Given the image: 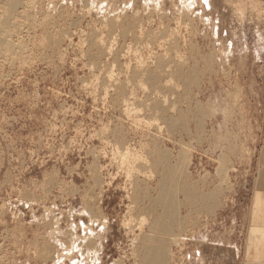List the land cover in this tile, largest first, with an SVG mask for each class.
<instances>
[{
	"label": "rangeland",
	"instance_id": "1",
	"mask_svg": "<svg viewBox=\"0 0 264 264\" xmlns=\"http://www.w3.org/2000/svg\"><path fill=\"white\" fill-rule=\"evenodd\" d=\"M263 152L264 0H0V264H239Z\"/></svg>",
	"mask_w": 264,
	"mask_h": 264
},
{
	"label": "crops",
	"instance_id": "2",
	"mask_svg": "<svg viewBox=\"0 0 264 264\" xmlns=\"http://www.w3.org/2000/svg\"><path fill=\"white\" fill-rule=\"evenodd\" d=\"M264 152L258 157L252 190L245 218L237 224L239 231L232 233L240 239L238 256L239 264H264ZM261 208V209H260Z\"/></svg>",
	"mask_w": 264,
	"mask_h": 264
},
{
	"label": "bare ground",
	"instance_id": "3",
	"mask_svg": "<svg viewBox=\"0 0 264 264\" xmlns=\"http://www.w3.org/2000/svg\"><path fill=\"white\" fill-rule=\"evenodd\" d=\"M191 2V1H190ZM194 2V1H193ZM185 3V2H184ZM188 4V3H187ZM184 7H185V5H184ZM209 8V7H208ZM138 26V25H137ZM167 28V27H166ZM148 36V35H147ZM169 40V39H168ZM170 42V41H169ZM168 42V43H169ZM98 47V46H97ZM168 47V46H167ZM178 47V46H177ZM137 49V48H136ZM110 50V49H109ZM101 51V50H100ZM132 51V50H131ZM176 51V50H175ZM171 52V51H170ZM174 52V51H173ZM135 53V52H134ZM141 53V52H140ZM133 54V53H132ZM139 56V55H138ZM161 57V56H160ZM166 57V56H165ZM139 57H137V59H138ZM170 58V57H169ZM157 59H159V57L157 58ZM168 59V58H167ZM139 60V59H138ZM139 61H141V60H139ZM138 61V62H139ZM170 61V60H169ZM137 62V63H138ZM156 62V61H155ZM158 62V61H157ZM183 62V61H182ZM141 63V62H140ZM162 63V62H161ZM160 63V64H161ZM168 63V62H167ZM145 64V63H144ZM176 64V63H175ZM153 65V64H152ZM170 65V64H169ZM163 66H166V65H163ZM162 66V67H163ZM184 66V65H183ZM156 67V66H155ZM181 67V66H180ZM158 68H160V67H158ZM135 69V68H134ZM157 69V68H156ZM170 69V68H169ZM191 69H193V68H191ZM136 70V69H135ZM147 70V69H146ZM149 70V69H148ZM167 70V69H166ZM133 70H131V72H132ZM163 71V70H162ZM165 72V71H164ZM133 73V72H132ZM148 73H149V71H148ZM180 73V72H179ZM184 73V72H183ZM145 74V73H144ZM142 75V74H141ZM157 75V74H156ZM173 75V74H172ZM134 76V75H133ZM162 76V75H161ZM136 77V76H135ZM133 78V77H132ZM131 78V79H132ZM160 78V77H159ZM136 80V79H135ZM169 80V79H168ZM146 81V80H145ZM134 82V81H133ZM148 83H150V82H148ZM147 83V84H148ZM161 83V82H160ZM142 84V83H141ZM135 86V85H134ZM158 86V85H157ZM132 90V89H131ZM144 90V89H143ZM152 90V89H151ZM121 93V92H120ZM132 93V92H131ZM160 93H161V91H160ZM122 95V94H121ZM123 96V95H122ZM154 97V96H153ZM124 98L125 97H123V101H124ZM133 99V98H132ZM167 99V98H166ZM122 101V100H121ZM157 101V100H156ZM170 102V101H169ZM154 104V103H153ZM165 104V103H164ZM133 105V104H132ZM131 105V106H132ZM126 106V105H125ZM127 108V107H126ZM229 108H231V107H229ZM229 111V110H228ZM183 117V116H182ZM164 120V119H163ZM169 120V119H168ZM171 120V119H170ZM135 123V122H134ZM170 125V124H169ZM177 125V124H176ZM169 127V126H168ZM174 127V126H173ZM176 128V127H175ZM162 132V131H161ZM169 133V132H168ZM159 137V136H158ZM181 142V141H180ZM178 144V143H177ZM179 145V144H178ZM166 151V150H165ZM129 152V151H128ZM127 151H126V153H128ZM180 152V151H179ZM184 152V151H183ZM182 152V155L184 154ZM125 153V152H124ZM125 153V154H126ZM120 154V153H119ZM135 154V153H134ZM161 154V153H160ZM127 155V154H126ZM125 155V156H126ZM133 155V154H132ZM185 155V154H184ZM183 155V156H184ZM188 155V154H187ZM186 155V156H187ZM121 156V155H120ZM125 156H123L124 158H125ZM139 156V155H138ZM146 156V155H145ZM127 158H130V157H128V156H126ZM135 157V156H134ZM132 158V160L133 159H135V158ZM137 157V156H136ZM161 157H162V155H161ZM188 157H189V155H188ZM127 158H125V159H127ZM131 158H130V161H132L131 160ZM184 158V157H183ZM123 159V158H122ZM125 159H123L122 161H124ZM141 159V158H140ZM146 159V158H145ZM182 159V158H181ZM119 160H120V158H119ZM118 160V161H119ZM128 161H129V159H127ZM138 160V159H137ZM164 160V159H163ZM126 161V160H125ZM135 161V160H134ZM166 161V160H165ZM186 161H187V159H186ZM167 162V161H166ZM123 163V162H122ZM125 163V162H124ZM155 163H157V162H155ZM188 164H189V162H187ZM129 164V163H128ZM139 164V163H138ZM130 165V164H129ZM154 165V164H153ZM161 165V164H160ZM164 165V164H163ZM131 166V165H130ZM135 166V165H134ZM137 167V166H136ZM151 167V166H150ZM160 167V166H159ZM127 168V167H126ZM138 168V167H137ZM166 168V167H165ZM176 168V167H175ZM168 169H169V167H168ZM178 169V168H177ZM220 169V168H219ZM222 169H223V167H222ZM120 170V169H119ZM128 170V169H127ZM134 170V169H133ZM150 170V169H149ZM171 170V169H170ZM227 170V169H226ZM129 171V170H128ZM180 171V170H179ZM219 171V170H218ZM222 172V171H221ZM136 173V172H135ZM160 174V173H159ZM222 174V173H221ZM129 175V174H128ZM131 175V174H130ZM129 175V176H130ZM146 175V174H145ZM180 175V174H179ZM138 176V175H137ZM136 176V177H137ZM151 176V175H150ZM224 176V175H223ZM226 176V175H225ZM127 177V176H126ZM163 177V179L166 177H164V176H162ZM167 177H169V176H167ZM173 177V176H172ZM149 179V178H148ZM162 179V180H163ZM165 179H167V178H165ZM164 179V180H165ZM137 180V179H136ZM168 181H170L169 179H167ZM166 180V181H167ZM180 180V179H179ZM223 180H224V178H223ZM166 181L164 182H162L161 181V177H160V180H159V182H157L158 184L160 183V182H162L163 183V185L161 186L160 184H159V188H161V189H163V186L164 185H166L165 183H166ZM167 181V182H168ZM175 181V180H174ZM182 181V180H181ZM225 181V180H224ZM137 182V181H136ZM171 182V181H170ZM173 182V181H172ZM186 182V181H185ZM221 182V181H220ZM225 182H227V181H225ZM224 182V183H225ZM158 184H156V185H158ZM193 184V183H192ZM133 185V184H132ZM175 185V184H174ZM184 185V184H183ZM140 186V185H139ZM158 187V186H157ZM156 187V188H157ZM132 188V187H131ZM135 188V187H134ZM138 188V187H137ZM151 188V186H149V189ZM153 188V187H152ZM173 188V187H172ZM176 188V187H175ZM220 188V187H219ZM147 189H148V187H147ZM158 189V188H157ZM156 189V190H157ZM161 189H159L158 191V193H157V191H155L154 190V188H153V190H154V192H156L157 193V200H159V202L156 200V202H158V205L160 204V206H163L164 207V205L166 204H164V205H162L164 202H165V200H166V197L167 198H169L168 196H166V194L168 193V190H167V193L165 194L164 192V190H162L161 191ZM164 189H167V186H165V188ZM183 189H184V187H183ZM182 189V190H183ZM186 189V188H185ZM146 190V189H145ZM172 190V189H171ZM176 190V189H175ZM188 190V189H187ZM220 190V189H219ZM136 191V190H135ZM140 191V190H139ZM164 191V192H163ZM146 192V191H145ZM153 192V193H154ZM175 192V191H174ZM135 193V192H134ZM143 193V192H142ZM147 193V192H146ZM132 194V193H131ZM169 194V193H168ZM167 194V195H168ZM176 194V193H175ZM213 194V193H212ZM136 195V194H135ZM134 195V196H135ZM144 195V194H143ZM171 195V194H170ZM169 195V196H170ZM188 195V194H187ZM190 195V194H189ZM147 197H148V195H146ZM173 197H174V195H172ZM171 196V197H172ZM193 196V195H192ZM133 197V196H132ZM145 197V196H144ZM187 196H185V198H186ZM215 197V196H214ZM145 199H146V197H145ZM149 199H151V198H149ZM148 199V200H149ZM155 199H156V197H154V202H155ZM165 199V200H164ZM175 199V198H174ZM194 199V198H193ZM138 200V199H137ZM164 200V202L162 203V201ZM168 200V199H167ZM177 200V199H176ZM196 200V199H195ZM207 200V199H206ZM218 200V199H217ZM133 202V201H132ZM156 202L155 203H153L154 205H153V208H155L156 207ZM167 202V201H166ZM179 202V201H178ZM207 202V201H206ZM135 203V202H134ZM143 203V202H142ZM168 203V202H167ZM209 203V202H208ZM169 204V203H168ZM182 204V203H181ZM137 205V204H136ZM180 205V204H179ZM135 206V205H134ZM147 206V205H146ZM151 206V205H150ZM166 206V205H165ZM142 207H144V206H142ZM159 206H157V208H158ZM171 207V206H170ZM169 205H168V209L167 210H169ZM152 208V209H153ZM172 208V207H171ZM207 208V207H206ZM209 208V207H208ZM142 209H144V208H142ZM146 209V208H145ZM151 209V210H152ZM159 209V208H158ZM165 209H166V207H165ZM171 210V209H170ZM172 210H173V208H172ZM161 211H162V209H161ZM147 212V211H146ZM146 212H144V213H146ZM154 212H156L155 210H154ZM152 213V212H151ZM150 213V214H151ZM161 213V212H160ZM172 214V212H170V211H166V210H163V214H165L164 216H166V215H168V214ZM176 213V212H175ZM163 214H159V216H156V219L155 220H153V221H151L150 222V224H149V231H150V233H146V234H144L145 236H144V238L142 237L140 240H141V243H140V249H141V251H139L140 252V254L138 255V256H140V258H141V261H143L142 263H145V264H165V263H167V262H165V259H166V257H165V254L167 253L166 252V250H167V248H169L168 246H169V244H167L168 243V241L170 240V238L169 237H167V238H163V239H165V240H162V239H160V237H158V235H156V236H154L153 234L155 233V232H160L161 233V231H162V233H163V235H164V231H166L167 232V230H168V225H167V223H166V225L167 226H165L164 224H163V222L161 221L162 220V215ZM145 215V214H144ZM146 215H147V213H146ZM145 215V216H146ZM140 217V216H139ZM155 217V216H154ZM169 217V216H168ZM170 217H172V216H170ZM141 218V217H140ZM139 218V219H140ZM143 218V217H142ZM152 219V218H151ZM172 219V218H171ZM141 220V223L143 222V224H144V222H145V219H140ZM169 221V220H168ZM140 223V224H141ZM138 224V223H137ZM139 224V225H140ZM148 225V224H147ZM135 227H136V225H135ZM167 228V229H166ZM148 231V232H149ZM155 231V232H154ZM168 231H170V230H168ZM153 232V233H152ZM165 232V233H166ZM145 233V232H144ZM167 233H169V232H167ZM171 236V238H172V236L173 237H176V235H172V234H170ZM166 236V235H165ZM162 238V237H161ZM178 238H180V237H178ZM166 239H168V241L166 240ZM174 240V239H173ZM167 241V242H166ZM135 244V243H134ZM168 245V246H167ZM139 246V245H138ZM137 252V251H136ZM135 255V254H134ZM167 255V254H166ZM138 256H137V258H138ZM134 257H136V256H134ZM139 263V262H138Z\"/></svg>",
	"mask_w": 264,
	"mask_h": 264
}]
</instances>
